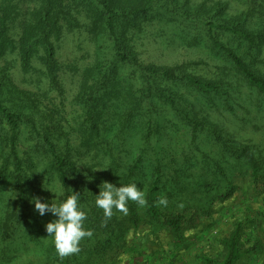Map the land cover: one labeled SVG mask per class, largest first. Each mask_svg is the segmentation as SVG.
<instances>
[{"label": "trees", "instance_id": "obj_1", "mask_svg": "<svg viewBox=\"0 0 264 264\" xmlns=\"http://www.w3.org/2000/svg\"><path fill=\"white\" fill-rule=\"evenodd\" d=\"M196 1L0 0L1 258L3 245L11 242L21 251L35 249L42 264H107L122 255L142 225L155 238L168 233L181 241L201 221H212L215 204L231 199L236 189L234 175H249L258 191L264 188V147L237 143L226 122L198 121L197 104L187 98L195 94L198 104L231 114L240 110L239 125L251 123L253 111L262 117L264 72L254 62L264 32L234 26L239 20L226 19L222 3L207 7ZM246 2L249 11L236 18H264V0ZM155 25L165 43L170 35L227 58L250 92L230 94L234 88L226 83L198 77L197 63L145 62L139 48ZM76 31L95 50L82 70L72 101L78 111L70 121L60 74L77 66H64L56 56L63 37ZM221 34L226 41L220 43ZM242 43L255 55L243 51ZM36 73L48 89L19 83V76ZM183 127L187 137H181ZM102 181L117 187L137 183L146 205L129 201L127 214L114 209L106 220L95 206ZM75 193L87 215L84 227L93 235L80 242L79 252L61 257L45 228L56 217H41L32 200L59 204ZM161 197L166 206L158 203ZM245 229L237 221L220 240L221 253L200 256L199 262L239 264L249 253Z\"/></svg>", "mask_w": 264, "mask_h": 264}, {"label": "rangeland", "instance_id": "obj_2", "mask_svg": "<svg viewBox=\"0 0 264 264\" xmlns=\"http://www.w3.org/2000/svg\"><path fill=\"white\" fill-rule=\"evenodd\" d=\"M200 1L197 0L196 3ZM204 1L207 7H212L211 5L215 3H222L224 6V17L228 15L229 18L226 19L231 20L232 23L238 19L239 23L234 26L240 30L256 34L264 32V18H259V14L256 13L254 17H248L243 20L236 18L240 14L249 11L250 4L246 0ZM157 29L158 26L156 25L150 29L153 35L147 36L142 41L143 45L139 48L141 58L145 62L157 66L197 63V66L194 67V72L198 77H202L209 82L226 83V88H234V90H229L230 94L236 93L239 95L242 92H244L243 94L250 92L248 83L238 72L232 69L229 60H226L227 58L214 56L206 46L205 48L204 46L195 47L190 42L187 43L185 41L182 43V41L172 38L170 35L167 36L171 38L170 42L165 43V40L160 38V35L156 36ZM81 36L78 31L65 35L59 43L56 56L64 66H71V68L74 65L77 66L76 68L74 67V71L69 68L60 74L62 85L66 90V101L64 103L66 115L64 116L70 121L75 118L78 111L72 107V101L79 90L82 70L91 63V57H93L95 50L92 44H85L83 33ZM217 38L220 43L226 41L222 34L218 35ZM250 47V44L242 43L243 51H250L254 54ZM229 48L232 50L238 49L237 46L230 44ZM258 52V57L254 62L256 70L264 72V48L261 46ZM241 53L242 51H239V55ZM18 79L22 86L29 87L32 90H38L39 88H42V90L48 89L47 82L38 73L27 78L21 75ZM24 79H27V84L22 82ZM187 98L193 105L197 104L198 121L203 123L213 118L221 126H225L226 122L228 124L226 130L233 134L237 143L243 142L249 146L264 147V115H262V119L253 111L251 113V123L247 122L243 126L236 122L237 118L242 115L240 110L236 109L235 114H231L217 108L212 109L198 104L195 94L188 95ZM257 118L261 120V124L256 121ZM187 132V128L183 127L180 130L181 137H187ZM244 176H233L236 189H233L231 199L217 202L213 207V220L201 221L200 228L186 233L183 240L178 241L168 233L155 238L153 234L147 233L150 227L142 225L137 234L132 235L134 237L127 243L122 255L116 256L108 261L107 264H201L199 262L200 256L213 258L221 253L220 240L230 233L237 221L245 223L244 241L245 248L249 251L239 264H264V193L262 194L264 188L260 186L259 191L261 193H259L253 185L251 177L249 175ZM3 251L5 254H2V258H6V261L0 257V264H42L44 262V258L37 254L35 249L32 248L31 250L29 248L21 251L11 242L3 245Z\"/></svg>", "mask_w": 264, "mask_h": 264}, {"label": "clouds", "instance_id": "obj_3", "mask_svg": "<svg viewBox=\"0 0 264 264\" xmlns=\"http://www.w3.org/2000/svg\"><path fill=\"white\" fill-rule=\"evenodd\" d=\"M99 188V194L95 195V206L103 210L106 220L111 219L114 209L127 214L129 201L135 202L140 207L147 203L145 194L137 183H122V186L117 187L113 183L102 181ZM50 190L54 193L52 189ZM79 197L80 194L75 193L59 204L41 202L39 197L32 200L35 206L34 211L41 217L46 214L56 217L48 222L45 228L48 235L52 237L57 254L61 257L79 252L80 242L93 235L91 230L84 227L87 215L80 204ZM158 203L166 206L168 201L161 197Z\"/></svg>", "mask_w": 264, "mask_h": 264}]
</instances>
